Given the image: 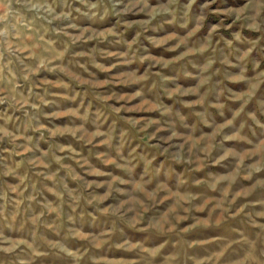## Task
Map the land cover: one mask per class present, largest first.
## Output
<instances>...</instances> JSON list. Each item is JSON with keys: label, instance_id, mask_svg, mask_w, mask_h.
<instances>
[{"label": "clouds", "instance_id": "obj_1", "mask_svg": "<svg viewBox=\"0 0 264 264\" xmlns=\"http://www.w3.org/2000/svg\"><path fill=\"white\" fill-rule=\"evenodd\" d=\"M0 264H264V0H0Z\"/></svg>", "mask_w": 264, "mask_h": 264}]
</instances>
